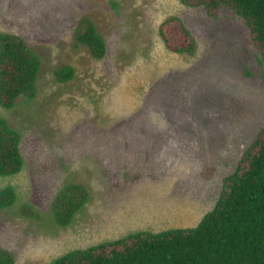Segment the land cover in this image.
<instances>
[{"label": "rangeland", "instance_id": "1", "mask_svg": "<svg viewBox=\"0 0 264 264\" xmlns=\"http://www.w3.org/2000/svg\"><path fill=\"white\" fill-rule=\"evenodd\" d=\"M82 17L105 40L101 60L71 45ZM169 17L191 33L193 55L165 47L159 27ZM0 32L41 62L37 97L0 106L22 137V171L0 177L17 195L0 210V248L14 264L196 226L264 128V58L226 8L212 17L179 0H0ZM63 64L75 75L59 83ZM70 183L90 200L62 228L52 203ZM24 204L41 219L21 216Z\"/></svg>", "mask_w": 264, "mask_h": 264}, {"label": "trees", "instance_id": "2", "mask_svg": "<svg viewBox=\"0 0 264 264\" xmlns=\"http://www.w3.org/2000/svg\"><path fill=\"white\" fill-rule=\"evenodd\" d=\"M184 6L202 7L215 17L226 8L240 18L249 37L264 58V0H179ZM165 47L178 55H193L196 41L177 17L165 19L159 27ZM73 48L86 49L95 60L105 57L104 38L90 17H82L74 31ZM40 58L19 36L0 32V106L14 108L19 100L37 97ZM59 83L74 79L70 65L53 71ZM264 79V78H263ZM22 137L0 117V177L23 169ZM86 187L78 183L63 186L52 203L55 223L68 227L87 205ZM17 201L13 187L0 189V210ZM21 216L40 220L30 205L19 208ZM0 264H14L12 254L0 248ZM49 264H264V128L242 156L235 172L222 182L214 208L200 222L186 229L161 233L137 232L122 239L86 250L71 251Z\"/></svg>", "mask_w": 264, "mask_h": 264}]
</instances>
